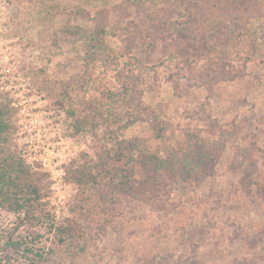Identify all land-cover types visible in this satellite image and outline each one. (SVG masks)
<instances>
[{
  "label": "rangeland",
  "instance_id": "rangeland-1",
  "mask_svg": "<svg viewBox=\"0 0 264 264\" xmlns=\"http://www.w3.org/2000/svg\"><path fill=\"white\" fill-rule=\"evenodd\" d=\"M191 1L197 2L157 0L142 7L128 0H0V91L17 109L22 153L51 174L50 200L59 214L67 212L74 193L65 167L80 151L94 152L91 143L77 142L66 133L64 115L56 105L62 80L83 69L85 41L61 33L66 25L92 28L107 22L113 31L122 29L108 35V41L117 52L129 49L120 65L129 64L143 74L144 99L164 109V121L169 123L163 141L155 139L149 123L133 126L129 136L163 152L180 146L184 129L208 128L210 120H218L220 129L233 134L219 156L215 177L200 181L181 177L164 184L149 201L119 194L116 222L95 235L86 253L56 251L44 264H264V46L254 33L264 20V0H229L237 3L235 12L241 15L233 25L236 42L227 48L238 77L211 87L199 85L182 98L174 96L169 81L177 69L172 56L181 49L175 35L151 39L154 47L146 49L141 39L130 45L123 30L145 26L148 14L160 6L185 8ZM213 1L198 0L201 15L213 9ZM204 31L196 23L183 37L204 42ZM94 69L102 74L100 64ZM113 74L111 69L108 81ZM242 146L251 150L254 163L250 184L235 161ZM15 219L0 211V228L9 230ZM0 264L28 263L0 257Z\"/></svg>",
  "mask_w": 264,
  "mask_h": 264
},
{
  "label": "trees",
  "instance_id": "trees-1",
  "mask_svg": "<svg viewBox=\"0 0 264 264\" xmlns=\"http://www.w3.org/2000/svg\"><path fill=\"white\" fill-rule=\"evenodd\" d=\"M128 1L144 7L157 0ZM198 3L191 1L185 8L180 4L160 6L148 14L145 26L123 29L130 45L141 39L146 49L154 47L151 39L175 35L181 49L172 56L177 69L169 81L176 98L199 85L211 87L239 75L232 69L227 50L236 42L233 25L241 20L234 8L237 3L214 0L210 2L213 9L204 15ZM196 23L205 27L201 34L204 42L183 37L184 31H190ZM116 30L107 22H98L92 28L66 25L60 30L85 41V51L80 56L82 71L62 80L56 105L64 115L66 133L77 142L91 143L94 151H80L65 167V179L74 188L67 212L59 214L50 200V172L42 163L30 162L19 148L17 109L0 91V211L16 218L9 230L0 228V257L44 264L53 253L64 249L79 256L88 251L95 235L116 222L119 194L149 201L159 195L164 184L176 183L181 177L197 181L215 177L219 156L233 135L220 129L218 120H210L208 128L198 131L184 129L180 146H170L163 152L152 150L138 136H129L133 126L149 123L155 139L163 141L169 123L164 121V109L144 99L147 81L143 74L129 64L120 65V57L129 49L117 52L109 43L108 35H117ZM254 33H259V43L264 46V20ZM252 41L254 47L262 48ZM98 64L105 76L94 71ZM111 69L114 74L108 81ZM235 161L245 174L243 180L252 183L255 168L251 150L240 147Z\"/></svg>",
  "mask_w": 264,
  "mask_h": 264
}]
</instances>
